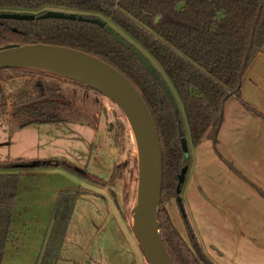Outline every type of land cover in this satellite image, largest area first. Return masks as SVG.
<instances>
[{
  "label": "trees",
  "instance_id": "16d2710c",
  "mask_svg": "<svg viewBox=\"0 0 264 264\" xmlns=\"http://www.w3.org/2000/svg\"><path fill=\"white\" fill-rule=\"evenodd\" d=\"M48 12L72 15L74 20L41 18ZM0 14L34 16L33 21L0 20V47L41 44L75 50L111 66L135 87L150 112L160 143L162 182L157 221L162 242L175 264H214L187 219L182 218V222L188 245L164 207L178 200L179 177L188 165L187 142L173 108L175 103L158 85L155 76L161 81L160 73L152 67L154 74H150L133 51L143 55L116 30L145 51L170 82L183 109L190 145L196 147L204 139L215 145L224 104L231 98L240 101L242 78L263 51L264 0H0ZM93 19L110 28L133 51L115 42L104 28L91 22ZM65 84L102 97L52 74L1 70L0 121L9 116L20 121L22 127L56 122ZM125 123H115V141L121 137ZM53 166L102 186L117 175L115 166L107 181L97 180L85 169L66 162ZM227 166L233 170L230 164ZM17 168L30 166L0 164V264L11 239L21 176L10 171ZM77 194L61 191L56 197L37 264L56 263Z\"/></svg>",
  "mask_w": 264,
  "mask_h": 264
},
{
  "label": "rangeland",
  "instance_id": "374dc122",
  "mask_svg": "<svg viewBox=\"0 0 264 264\" xmlns=\"http://www.w3.org/2000/svg\"><path fill=\"white\" fill-rule=\"evenodd\" d=\"M116 31L160 73L161 82L175 103L189 152L191 145L183 109L170 82L145 51L123 32ZM61 92L63 105L54 123L22 127L20 121L9 116L0 121V164L30 166L10 171L21 176L13 220L21 221L19 235L25 244L23 254L15 256L13 261L7 258L3 264H25L24 255L28 256L31 245L26 242L32 243L37 236L41 241L45 238L50 213L61 191L78 194L55 264H148L130 228L137 163L128 126L122 125L121 137L115 141V123L123 124L124 119L114 104L74 85H63ZM56 162L85 169L87 174L102 181L110 178L117 165V175L102 186L53 166ZM164 207L188 245L182 210L179 211L174 201L165 203Z\"/></svg>",
  "mask_w": 264,
  "mask_h": 264
},
{
  "label": "crops",
  "instance_id": "0c3cea01",
  "mask_svg": "<svg viewBox=\"0 0 264 264\" xmlns=\"http://www.w3.org/2000/svg\"><path fill=\"white\" fill-rule=\"evenodd\" d=\"M187 156L174 202L205 255L214 264H264V47L242 78L240 101L224 104L215 145L204 139ZM13 216L3 263L23 254ZM44 239L26 242L25 264H37Z\"/></svg>",
  "mask_w": 264,
  "mask_h": 264
},
{
  "label": "water",
  "instance_id": "95a60500",
  "mask_svg": "<svg viewBox=\"0 0 264 264\" xmlns=\"http://www.w3.org/2000/svg\"><path fill=\"white\" fill-rule=\"evenodd\" d=\"M41 18L74 20L72 15L54 12H48ZM0 20L33 21L34 16L0 14ZM91 22L104 28L115 42L132 50L102 22L94 19ZM133 53L146 70L154 74L150 64L138 52ZM6 69L34 70L58 76L96 92L116 106L131 132L136 150L137 180L135 203L130 214L131 231L148 264H175L162 242L157 221L162 182L158 134L145 102L129 80L90 55L41 44L0 47V71ZM155 78L171 101L162 82L157 76ZM183 149L186 152L184 143ZM183 172L179 177L180 184Z\"/></svg>",
  "mask_w": 264,
  "mask_h": 264
},
{
  "label": "flooded vegetation",
  "instance_id": "af4514ba",
  "mask_svg": "<svg viewBox=\"0 0 264 264\" xmlns=\"http://www.w3.org/2000/svg\"><path fill=\"white\" fill-rule=\"evenodd\" d=\"M117 168V165H114Z\"/></svg>",
  "mask_w": 264,
  "mask_h": 264
}]
</instances>
